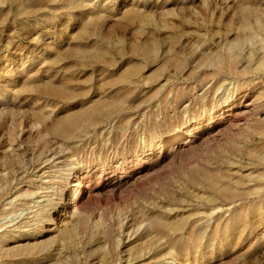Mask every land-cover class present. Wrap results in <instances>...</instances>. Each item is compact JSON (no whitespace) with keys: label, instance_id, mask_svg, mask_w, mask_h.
<instances>
[{"label":"rangeland","instance_id":"rangeland-1","mask_svg":"<svg viewBox=\"0 0 264 264\" xmlns=\"http://www.w3.org/2000/svg\"><path fill=\"white\" fill-rule=\"evenodd\" d=\"M0 264H264V0H0Z\"/></svg>","mask_w":264,"mask_h":264}]
</instances>
